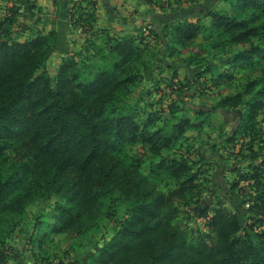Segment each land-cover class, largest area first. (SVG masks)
Segmentation results:
<instances>
[{"label": "trees", "instance_id": "1", "mask_svg": "<svg viewBox=\"0 0 264 264\" xmlns=\"http://www.w3.org/2000/svg\"><path fill=\"white\" fill-rule=\"evenodd\" d=\"M78 2L73 23L88 27L91 37L81 54L62 59L54 78L46 65L57 47V31L21 41L13 30L18 6L0 9V227H17L30 205L54 200L52 232L79 238L112 217L104 207L117 195L127 216L92 264H264V131L258 120L264 114V0H230L229 13L202 8L203 18L182 15L164 26V34L154 32L171 59L210 77L205 82L213 87L232 83L238 91L209 110L196 109L195 120L227 108L245 109L225 140L228 146L240 141L247 161L235 169L232 183L245 198L242 212L220 201L212 214L204 211L209 230L194 236L180 222L181 207L200 201L201 169L193 171L191 154L168 152L206 122L174 118L183 110L178 101L166 116L164 109L149 110L144 95L132 98L142 84L137 63L145 37L93 31L97 0ZM201 35L224 56L219 63L210 62L209 49L196 44ZM161 62L176 78L179 64ZM248 69L249 77L238 76ZM172 79L170 86L179 88ZM255 142L261 143L258 150ZM133 145L141 146L146 159L125 164L117 156Z\"/></svg>", "mask_w": 264, "mask_h": 264}, {"label": "rangeland", "instance_id": "2", "mask_svg": "<svg viewBox=\"0 0 264 264\" xmlns=\"http://www.w3.org/2000/svg\"><path fill=\"white\" fill-rule=\"evenodd\" d=\"M138 1L137 11L132 14V17L128 16L133 25L130 31H126L127 29H124L123 26L119 25L118 27L117 24L119 29L110 25L113 29V36L127 32L136 34V36H144L147 42L141 45L146 49L141 52L140 60L137 63V68L143 75L142 84L132 98L144 95L143 102L149 110L164 109L166 116L169 115V105L178 101L183 110L176 113L174 118L188 116L193 118L196 124L202 120L208 123H204L202 129H190L177 149L168 152L169 155L176 156L182 153L191 154V159L196 162L193 171L201 169L198 173V183L201 184L198 190L202 192L200 201L187 207H181L180 222L193 234L191 236H194L198 230L204 232L209 230L210 216L205 217L204 211L208 208L209 214H212V208L217 206L220 201L224 204L222 206L242 212L245 198L240 197L238 190L232 189V183L236 179L235 169L245 168L247 161L242 160L240 141L228 146L225 140L238 127L245 109L243 107L227 108L195 120L196 109L209 110L223 97L238 91L234 86L229 85L232 83L222 87H213L211 83L205 82V79L210 77L199 76L194 69H187L185 65L179 63V60L171 59L166 50V44L162 40L155 39L154 32L156 30L164 34V26L167 23L173 25L178 20L181 21L182 15H186L190 21L203 18L204 14L200 12L202 8L229 13L230 0H184L186 2L183 5L176 3V0H153V3H149L147 0ZM135 16H137V22ZM23 24H25L23 18L18 17L13 27L17 39L30 38L36 34L34 29L23 26ZM43 24L39 23L38 25L43 26ZM44 25H48V23ZM76 27L79 33L84 35L83 38L85 36L88 38L92 33L87 30L88 27L85 29L78 25ZM98 42L103 43L104 40L99 39ZM195 42L203 44L209 49L206 55L210 62L219 63L224 59L220 51L213 48L211 42L205 41L202 35ZM84 46L78 40L76 44L67 46L68 48L72 47L73 52H65L63 50L66 46L59 44L46 65L51 77H55L58 66L65 56L72 53L81 54ZM61 57L62 59H60ZM163 58L168 61L175 60L179 64L176 67V78L174 69L168 68L161 62ZM223 67L228 68V65H223ZM251 70L239 71L238 76L249 77ZM232 73L237 74V71L233 70ZM171 79L175 84L180 83L179 88L170 86ZM258 120L261 130L264 131V114L260 115ZM254 146L258 150L261 143L255 142ZM247 152L243 151L244 154ZM141 154V146L133 145L127 146L117 157L126 164L131 163L134 158H142ZM201 154L206 157L205 160H201ZM142 159H146L145 155ZM158 182L161 187L166 188L164 181ZM173 186L175 185L173 184ZM52 202L54 200L44 203L37 201L30 205L20 225L13 229L0 227V264H92L100 250L114 238L120 224L127 216L125 203L115 195L107 202V207H104L105 210L107 208L113 213L112 217H104L98 229L78 238L71 234L52 232L53 227L50 226L54 222V218L51 216ZM245 206L248 205L245 204Z\"/></svg>", "mask_w": 264, "mask_h": 264}, {"label": "crops", "instance_id": "3", "mask_svg": "<svg viewBox=\"0 0 264 264\" xmlns=\"http://www.w3.org/2000/svg\"><path fill=\"white\" fill-rule=\"evenodd\" d=\"M78 1L79 0H0V9L1 12H4L6 7L11 8L13 6H18L20 12L19 18L22 17L25 23L23 26H28L35 30L36 34L32 35L30 38L36 36L38 33L46 34L54 30L57 31L59 36L57 46L63 44L66 46V48L64 47L65 49L63 48V51L73 52V48H68L67 46L76 44L78 40L81 41L82 45H85L87 39L86 36L83 38L84 35L79 33L71 16L72 8L75 4H79ZM138 3V0H97L95 9L96 22L94 23L93 31L109 29L110 34L113 36V29H111L110 25L115 26L117 29H119L118 27L120 25L123 26L124 29H127L126 31H130L133 25L129 17H132V14H135V11H137ZM136 18L137 16H135V19ZM39 23H48V25L43 24L42 26L38 25ZM90 37L91 35L88 36V38ZM96 38L97 36H95L94 39ZM27 39L29 38L25 37V39L21 38L19 40L24 41ZM60 59H62V57Z\"/></svg>", "mask_w": 264, "mask_h": 264}]
</instances>
